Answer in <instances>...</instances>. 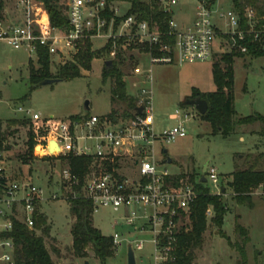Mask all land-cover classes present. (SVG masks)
Returning <instances> with one entry per match:
<instances>
[{
	"label": "built area",
	"instance_id": "1",
	"mask_svg": "<svg viewBox=\"0 0 264 264\" xmlns=\"http://www.w3.org/2000/svg\"><path fill=\"white\" fill-rule=\"evenodd\" d=\"M47 1L50 0H12L16 21L9 26L7 21L0 23V40L16 50L25 48L34 56L37 46H41L52 58L65 59L76 55L84 41L106 39L114 45L111 60L117 58V42L123 41V48L133 45L141 51L150 49L143 55L151 65L183 66L212 61L217 37L222 34L212 22L213 6L209 0H195L194 18L187 24L178 23L173 15L179 0H160L161 8L172 14L168 33H161L147 22H138L135 16H127L128 4L115 3L108 7L106 0H65L69 31L63 33L51 28L45 7ZM107 14L110 20H107ZM218 18L225 21L228 29L225 37L231 49L236 48L247 55L249 51L245 44L249 43L264 51V26L260 25L254 9L247 8L243 20L235 10L219 14ZM118 19H123L119 25L116 24ZM135 75L144 80L135 96L137 109H143V112L136 113L130 120L113 123L107 117L96 116L43 119L30 111L19 109V112L27 114L35 147L42 151L40 155L34 151L37 158L60 161L62 157L73 155L95 157L100 162L117 160L120 168L115 174L104 171L86 181L82 189L84 196L92 202L94 213L99 209L122 211L121 221L129 229L124 240L132 246L134 255L135 251H144L139 237L148 234L151 236V264H177L178 238L190 222L191 207L198 195L195 185L186 179L180 180L177 186L168 183L179 175L161 169L168 159L158 160L156 145H170L185 138L186 133L182 124L163 133L156 132L151 76H145L139 68L135 69ZM174 119L179 120L180 115L177 113ZM52 142L60 148L56 154L48 151ZM164 151L161 149L160 153L165 155ZM3 154L0 152V264H16V247L9 236L14 222L33 230L36 211L44 202L45 194L28 179L14 180L8 174ZM122 160H132L137 179L119 173ZM206 179L217 190L215 195L223 194L225 180L214 167L208 166ZM60 182L69 192L80 185L67 166L60 174ZM255 194L264 199V184ZM51 200L56 201L58 197L54 195ZM212 215L208 210V219ZM111 238L117 250L121 235L116 233Z\"/></svg>",
	"mask_w": 264,
	"mask_h": 264
},
{
	"label": "rangeland",
	"instance_id": "2",
	"mask_svg": "<svg viewBox=\"0 0 264 264\" xmlns=\"http://www.w3.org/2000/svg\"><path fill=\"white\" fill-rule=\"evenodd\" d=\"M233 1L216 0L213 5L212 22L222 34L217 37V48L221 54H217L212 61L183 66L151 65L148 58L143 55V49L142 52L127 48L120 50L124 61L120 69L125 74L128 94L131 97L137 95L144 81L135 75V69L139 68L145 76L148 74L151 76L156 132L172 130L179 124H182L185 130V138L170 145L162 143L156 145L159 161L163 158L173 160L171 165L163 164L161 169L183 175L184 179L191 182L194 178L197 181L208 165L214 167L221 179L225 180L223 184L225 188H228L226 182L232 180L234 172L248 168L245 158L264 154V126L258 123L240 127L235 134L226 139L221 135L213 136L209 124L202 120L196 108L185 106V103L191 100L195 90L203 94L216 92L213 65L224 54L231 53L225 37L228 29L225 21L220 20L218 16L234 10ZM196 6L195 0H179L178 5L173 9V15H176L175 20L178 23L192 21ZM8 9L10 18L7 20V26L14 23L17 16L13 2L8 3ZM106 44V39L94 40L93 50H102ZM31 60L39 68L35 56L27 49L16 50L7 42L0 40V125L8 137L7 147L9 148L3 152L6 169L14 180L22 182L28 179L44 191V202L40 213L44 212L51 228L50 236L46 238L48 249L51 250V247H54L60 250L59 258L52 254L55 262L60 259L59 263L62 261V264H102L94 258L91 251L87 259L74 256L70 232L73 220L67 203L69 191L64 190L60 182V174L66 165L62 161L35 156V152L38 155L40 151L38 147H35L31 126L13 128L9 130L10 132L6 131V128L10 120L27 119V114L19 112V109L40 115L43 119L53 117L67 120L89 116L108 118L113 109L122 116L125 107L112 105V81L108 80L106 84L102 81L107 57L100 56L99 59L94 60L91 71H83L81 79L41 86L29 95L28 65ZM70 61H72L71 57L65 59L53 57L52 74L55 75L59 66ZM233 68L235 78L233 93L237 117L245 118L255 115L264 117V58L239 57L234 60ZM177 113L180 115L179 120L174 119ZM186 116H188L187 119ZM29 133L34 143L30 157L27 146ZM241 138L244 140L242 141ZM161 149L167 151V155L161 154ZM56 153L57 151H54L50 154ZM132 164V160H122L119 173L137 179L136 167ZM205 186L212 193H217L211 183H206ZM54 195L58 197V200H51ZM223 202L229 208L223 233L231 243L241 244L242 239L235 230L237 226L244 228L248 235V244L245 248L246 264H264V199L255 194L252 196V206L239 205L228 191L223 197ZM121 214L122 211L115 213L112 209H99L93 214L94 227L104 237L109 238L116 233L121 235V245L115 251L114 258L108 260L106 264H128L129 245L124 239L129 229L121 221ZM139 240L143 243L144 251H135L136 264H151L152 246L149 243L151 236L141 235ZM195 254V264H243L237 251L210 224L204 235L203 246Z\"/></svg>",
	"mask_w": 264,
	"mask_h": 264
},
{
	"label": "trees",
	"instance_id": "3",
	"mask_svg": "<svg viewBox=\"0 0 264 264\" xmlns=\"http://www.w3.org/2000/svg\"><path fill=\"white\" fill-rule=\"evenodd\" d=\"M109 5L115 3L128 4L130 10L127 16H135L138 22H147L152 27H156L161 33H168L169 22L172 19L171 13H166L160 5V0H106ZM12 0H0V23L6 21L8 3ZM215 4V0L210 1V6ZM234 10L243 20L245 10L252 8L256 11L260 25L264 26V0H234ZM46 10L50 19L51 28L59 29L63 33L69 31V22L66 15L65 0H50L45 3ZM107 20L111 17L107 14ZM123 19H118L116 24L119 25ZM116 25V26H117ZM248 47V54H241L236 48L231 49V53L224 54L219 61L213 65V81L216 86V92L203 94L194 91L191 100H202L208 104L207 113L201 116L202 120L209 124L212 135H221L223 138H229L236 133L237 129L243 126L262 124L264 126V117L260 115L238 118L235 111L234 88V60L239 57H251L254 59L264 58V51L253 47L251 44H245ZM125 46L123 41L117 42V58L110 59L114 45L109 41L102 50L94 51L92 41H84L79 47L76 55L72 56V61L59 66L57 73L51 72L52 57L49 51L41 46H37L35 58L39 68L31 60L28 65L29 69V95L40 88L43 83L49 80H59L60 82H72L83 78L82 72H90L92 62L99 59L100 56L107 57L111 66L104 65L102 81L104 84L108 80L112 81L111 102L112 105H123L125 111L122 116L118 111L112 110L108 119L113 123L120 120L133 119L137 113V100L128 94V87L125 81V74L121 71L120 66L123 60L120 50ZM129 50H140L133 45L126 46ZM145 49L144 52H149ZM142 52V51H141ZM28 98V97H25ZM30 126L28 120H10L7 122L6 131L10 132L13 128ZM10 130V131H9ZM9 135H11L9 133ZM7 135L0 125V152L9 150L7 147ZM29 157L34 149V143L31 133L27 142ZM64 165L69 167L71 173L79 179L80 185L72 188L69 192L67 203L69 214L73 220L71 228L72 249L74 256L79 259H87L91 251L94 258L102 264L114 258L115 249L111 237H104L99 230L94 227L93 214L94 208L90 200L86 199L83 194V186L86 181L94 174L107 171L114 173L119 170L117 160L112 163L100 162L95 157H75L73 155L62 157L60 159ZM248 168L237 170L232 175V180L227 182L228 188L225 193L215 195L209 188L202 184L201 177L191 182L195 185L197 199L192 204L189 224L181 230L178 238L177 247V264H195L197 250H200L204 243V235L208 230L209 224L218 230V234L228 241V244L234 248L240 255L243 264H246V246L248 244L247 231L237 226L235 232L242 239L241 244L231 243L230 239L223 233V226L229 208L223 202V197L229 191L232 199L239 205L252 206V196L260 185L264 184V154L258 156H248L245 158ZM184 179L179 175L168 180V183L177 186L180 180ZM212 211V218L209 220L207 211ZM51 228L48 225L47 218L40 213L39 208L35 215V227L29 230L19 222H14L13 232L9 235L15 243V261L16 264H60L55 262L52 254L60 257V250L51 247L48 249L46 238L50 236Z\"/></svg>",
	"mask_w": 264,
	"mask_h": 264
},
{
	"label": "water",
	"instance_id": "4",
	"mask_svg": "<svg viewBox=\"0 0 264 264\" xmlns=\"http://www.w3.org/2000/svg\"><path fill=\"white\" fill-rule=\"evenodd\" d=\"M209 1H211V0H209ZM105 65L106 66H111L112 63L111 62H106ZM57 83H60V81L59 80H49V81H46L45 83H43L42 86H50V85L57 84ZM185 106H193V107H195L196 110L198 111V113L201 116H204L207 113V110H208V104L205 101H202V100H188L185 103ZM142 112H143V109H137V113L139 115L142 114ZM48 151L50 153H52L54 151L59 152L60 148L55 143L52 142L50 144V147H49ZM164 154L167 155V151H164ZM166 163L171 165L172 164V159H168L166 161ZM207 168H208V165L203 169V172H202V177H201V181H200L202 184H206L207 183V179H206ZM223 193H224V191H223ZM127 255H128V264H136L135 255H134V251L132 249V246L128 247Z\"/></svg>",
	"mask_w": 264,
	"mask_h": 264
},
{
	"label": "crops",
	"instance_id": "5",
	"mask_svg": "<svg viewBox=\"0 0 264 264\" xmlns=\"http://www.w3.org/2000/svg\"><path fill=\"white\" fill-rule=\"evenodd\" d=\"M7 16H6V21L10 18V13H9V9H8V7H7V14H6ZM176 16V15H175ZM193 18H194V16H193ZM193 20V19H192ZM189 22H192V21H189ZM188 22V23H189ZM186 24H187V22H185ZM217 44H216V47H215V51H214V57H213V59L215 58V56H217V54H221V51L217 48ZM241 140L243 141L244 139L243 138H241ZM7 145H8V142H7ZM172 163H173V160H172ZM9 174V173H8ZM172 174H174V175H178V174H176V173H172ZM228 182V181H227ZM224 191V193H225V189L223 190ZM223 193V194H224ZM213 194H215V193H213ZM41 207H43V203H41L40 205H39V211H41ZM41 214H43L44 215V212H42ZM45 216V215H44ZM71 232V231H70ZM72 244V243H71ZM60 264H62V261L60 262Z\"/></svg>",
	"mask_w": 264,
	"mask_h": 264
},
{
	"label": "bare ground",
	"instance_id": "6",
	"mask_svg": "<svg viewBox=\"0 0 264 264\" xmlns=\"http://www.w3.org/2000/svg\"><path fill=\"white\" fill-rule=\"evenodd\" d=\"M39 151H40V153H39V154H42V151H41V149H39Z\"/></svg>",
	"mask_w": 264,
	"mask_h": 264
}]
</instances>
